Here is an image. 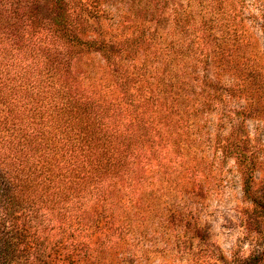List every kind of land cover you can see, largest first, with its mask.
<instances>
[{
    "label": "trees",
    "instance_id": "1",
    "mask_svg": "<svg viewBox=\"0 0 264 264\" xmlns=\"http://www.w3.org/2000/svg\"><path fill=\"white\" fill-rule=\"evenodd\" d=\"M102 3L0 0V264H53L51 250L78 251L94 234L135 245L129 213H140L156 175H170L173 160L211 133L224 160L251 171L243 194L264 218L251 174L252 104L232 105L236 79L258 76L239 63L257 55L240 10L197 0L174 9L168 40L140 23L112 42L90 21ZM97 52L104 65L83 66ZM199 246L207 264L264 263V248L224 261L208 240Z\"/></svg>",
    "mask_w": 264,
    "mask_h": 264
},
{
    "label": "rangeland",
    "instance_id": "2",
    "mask_svg": "<svg viewBox=\"0 0 264 264\" xmlns=\"http://www.w3.org/2000/svg\"><path fill=\"white\" fill-rule=\"evenodd\" d=\"M102 1L101 10L92 12L90 21L95 33L112 42L121 34L142 26L140 23L148 32H162L158 39L166 37L168 40L170 35L164 32L173 25L174 9L184 11L191 4L199 5L197 0ZM223 2L228 8L233 6L240 10L243 30L249 40L248 49L257 53L239 61L243 70L252 68L258 76L256 83L251 78L236 79L238 85L232 105L252 104L253 118L246 120L256 148L251 174L256 194H264V91L258 89L259 83L264 85V0ZM45 9L43 5V11ZM159 12L165 17H158ZM81 63L91 69H100L104 65L98 52L84 57ZM254 99L257 103L251 102ZM216 122L217 116L213 113L211 132L215 130ZM223 130L225 136L229 125ZM210 139L211 142L203 136L202 143L195 142V148L189 153L177 156L169 166L170 175H156L147 193L152 191L138 209L140 213L136 217L129 213L132 226L128 234L135 245L113 247V239L107 241L94 234L84 237V246L78 251L72 252L70 246L51 250L49 262L130 264L131 260V264H207L202 261L206 255L199 246L206 240L217 248L218 257L224 261L245 257L256 250L260 252L264 248V218L259 208L244 196L242 187L244 176L251 171H245L232 157L224 160L220 148H215L213 133ZM51 235L53 240L58 238L54 232ZM259 264L264 263L259 261Z\"/></svg>",
    "mask_w": 264,
    "mask_h": 264
}]
</instances>
